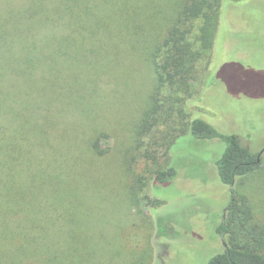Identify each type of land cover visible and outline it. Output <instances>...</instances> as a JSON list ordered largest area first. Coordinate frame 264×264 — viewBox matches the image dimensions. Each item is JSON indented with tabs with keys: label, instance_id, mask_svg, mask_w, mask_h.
I'll use <instances>...</instances> for the list:
<instances>
[{
	"label": "rangeland",
	"instance_id": "374dc122",
	"mask_svg": "<svg viewBox=\"0 0 264 264\" xmlns=\"http://www.w3.org/2000/svg\"><path fill=\"white\" fill-rule=\"evenodd\" d=\"M155 1L89 0L94 17L87 18L88 27L77 23L70 32V46L56 58L57 75L47 77L44 64L37 63L33 75L40 80V92L30 89L28 109L14 98L8 112L1 114L5 137L12 127L26 124L22 114L36 125L33 133L30 127L26 131L32 135L30 140L17 138L24 148L30 147L21 163L26 168L23 180L37 171L55 176L61 184L63 180L70 183L65 186L72 202L70 212L66 201H60L48 225L58 236L78 234L69 239L72 251L66 260L59 258L62 263L207 264L224 251L225 238L217 228L233 198L214 165L224 143L187 134L178 136L167 151L156 150L155 140L160 142L169 131L172 141L177 132L161 125L149 134L138 130L152 106L154 87L152 48H142L141 39L149 38L156 23L149 21V5L144 2L159 4ZM4 2L22 7L26 0H0V9L7 6ZM62 26L58 23V31ZM126 26L137 35L129 36L130 30L125 34ZM144 27L150 30L148 35ZM168 27L155 37L158 41ZM202 61L190 88L192 95L174 107L171 121L179 127L182 119L177 111L183 110L184 122L202 119L219 133L237 136L244 147L259 155L261 168L237 179L234 188L237 195L249 199L256 217L263 218L264 0H223L204 71L207 61ZM19 78L25 83V77ZM159 97L167 101V108L174 105L168 102L175 99L169 90L161 91ZM97 138L104 151L101 156L90 150ZM146 149L155 150L158 166L167 161L175 169L172 181L157 184L145 173L152 158L141 156ZM139 179L145 184L142 188ZM51 194L46 188L44 206L56 197Z\"/></svg>",
	"mask_w": 264,
	"mask_h": 264
},
{
	"label": "trees",
	"instance_id": "16d2710c",
	"mask_svg": "<svg viewBox=\"0 0 264 264\" xmlns=\"http://www.w3.org/2000/svg\"><path fill=\"white\" fill-rule=\"evenodd\" d=\"M88 1L26 0L22 7L4 2L7 6L0 9L1 118L2 113L8 112L10 100L15 98L20 107L28 109L31 103L28 104L30 89L40 92V80L36 81L33 75L38 64H44L43 74L47 77L57 75L56 58L70 46V32L77 23L81 28L88 27L91 21L87 18L94 17ZM222 1L168 0L164 7L159 5L163 0L155 1L159 3L155 6L144 2L146 7L149 5V21L155 20L156 24L149 38L141 39L140 33L137 37L141 39L142 48H152L150 57L154 87L152 106L146 111L138 130L142 135L149 134V131L161 125L177 132L172 141L169 131L165 132L160 142L155 140L153 144L156 150L164 147L167 151L178 136L187 134L197 140L219 139L224 143V152L214 165L219 181L230 189L233 200L217 228V232L225 238L224 251L212 257L207 264H264V217L258 219L249 199L242 194L237 195L234 188L237 179L261 168L259 155L244 147L237 136L219 133L202 119L184 122L186 114L183 110L177 111L182 119L179 127H175L171 121L174 107L192 95L190 88L196 82L198 64L202 60L207 61L203 71L208 67ZM58 23L63 24L59 31ZM164 27L168 29L158 41L155 37L164 31ZM40 28L46 29L41 32ZM124 29L125 34L130 30L131 37L137 35L128 26ZM145 30L148 35L150 30ZM19 77H25V83H20ZM30 83H34L32 88H29ZM163 90H169L175 97L171 99L173 101H168L175 106L167 108V101L157 98ZM22 116L26 124L12 127L9 137H5L6 126L0 125V264H65L59 258L66 260L72 251L69 239L77 238L78 234L61 233L58 236L56 231H49L48 225L52 224L60 201H66L67 212H70L72 202L70 197H66V187L70 183L63 180L61 184L55 176L41 175L37 171L29 172L30 175L23 180L26 168L21 163L30 153V147L24 148L17 138L30 140L32 135L26 131L30 127L33 133L36 125H31L24 114ZM97 140L91 142L90 150L101 156L104 151L98 145L101 139ZM165 151L161 153L165 155ZM155 153V150L149 153V149H146L141 155L145 159L149 157L147 154L152 156L151 167L145 173L157 184H166L176 177V171L167 161L164 166H158L153 156ZM161 153L157 155L158 158ZM133 160L134 157L130 161ZM128 170L132 171L129 163ZM138 182L141 188L145 185L140 179ZM46 188L56 197L44 206L42 200Z\"/></svg>",
	"mask_w": 264,
	"mask_h": 264
}]
</instances>
